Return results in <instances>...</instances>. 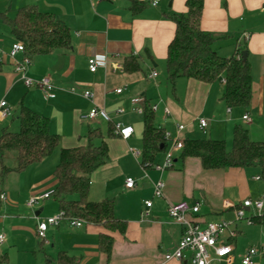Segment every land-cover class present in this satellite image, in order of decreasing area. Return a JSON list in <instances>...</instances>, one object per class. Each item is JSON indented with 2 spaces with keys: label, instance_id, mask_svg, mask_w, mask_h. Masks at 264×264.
I'll return each instance as SVG.
<instances>
[{
  "label": "crops",
  "instance_id": "obj_1",
  "mask_svg": "<svg viewBox=\"0 0 264 264\" xmlns=\"http://www.w3.org/2000/svg\"><path fill=\"white\" fill-rule=\"evenodd\" d=\"M130 1L0 0V15L13 17L18 9L35 5L42 12L54 14L72 34L70 50L36 57L26 73L35 81L50 78L56 88L55 99L45 101L39 88H27L6 55L0 72V102L6 101L11 108L14 105L18 108L23 103L29 110L48 118L50 132L60 137L63 149L85 146L87 127L100 128L104 135L110 124L121 123L134 129L128 140L117 136L106 138L109 162L92 174L89 191V199L93 202L114 200L116 217L127 223L125 235L92 225L76 229L64 221L57 228L50 227L45 238L38 239L37 245L38 223L57 215L60 208L53 198L41 202L35 209L28 208L27 201L55 190L54 170L59 154H54L50 164L45 160L22 172L10 173L16 175L14 189L7 191L6 201L0 200V207L13 216L0 215V226L3 228L6 223L10 239L16 241V248L25 250L24 264H60L62 253L77 264H190L188 258L181 262L164 261L165 254L175 251L183 234L182 227L168 215L169 204L181 201L199 203L200 211L192 218L204 227L209 222L234 220L236 206L264 193V188L254 193L243 169L205 171L198 159H178L180 153L175 154L170 169L160 172L150 168L148 178H145L139 168L140 160L130 152V149L142 150L143 118L131 103L135 98L158 107L156 124L166 131L174 134L175 125L184 124L186 138H191L199 130L197 120L200 118L208 121L206 135L214 136H217L216 131L210 129L219 121L224 125L233 122L240 125L250 108H259L264 118V0H202L201 29L220 38L215 44L219 45L215 48L217 53L225 52L220 56L230 58L236 44L249 52L253 96L248 108L226 106L222 100L223 81L205 84L178 79L174 85L168 82L167 51L175 34V25L168 16L185 14L187 0H160L156 7L150 6L137 13L131 10ZM14 42L0 19V50L7 54ZM130 57L139 60L141 69L138 72L124 71V64ZM89 59H95L99 65L95 73L89 71ZM153 73L157 74L156 78H151ZM85 90L94 93L93 101L82 96ZM117 90L122 93L117 94ZM94 105L104 108L112 122L85 120L84 116ZM166 108L170 111L168 116L165 115ZM118 109H123L124 114L117 115ZM12 110L15 112L14 108ZM213 140L220 139L215 137ZM160 156L164 157V152L155 163ZM130 170L135 173V179L130 176ZM259 176L253 177V181ZM128 178L135 181L133 189L125 187ZM159 180L165 183L164 196L154 198L153 184ZM256 182L264 185L263 180ZM233 187L238 189L242 199L231 201L225 197L226 189ZM146 201H153V206L149 216L142 219L147 211ZM238 227L241 233L234 242L235 251L230 264H242L241 257L246 250L260 246L264 240L263 223L240 224ZM101 234H111L114 238L110 259L99 251ZM213 264L227 263L215 261ZM254 264H264V255L257 256Z\"/></svg>",
  "mask_w": 264,
  "mask_h": 264
},
{
  "label": "trees",
  "instance_id": "obj_2",
  "mask_svg": "<svg viewBox=\"0 0 264 264\" xmlns=\"http://www.w3.org/2000/svg\"><path fill=\"white\" fill-rule=\"evenodd\" d=\"M130 2V8L135 13L150 7L147 2ZM186 8L185 14L168 16L175 25L174 38L168 46L166 58L168 82L174 85L178 79H191L213 84L224 80L222 100L226 106L248 108L253 96V71L248 50L236 44L232 57H221L215 49V44L220 38L201 29L203 1L187 0ZM0 19L9 29L15 42L23 44L24 55L30 60V64L36 57L72 48L70 29L54 14L42 12L35 5L18 9L13 17L1 14ZM2 66L3 61L0 62V72ZM140 69L137 58H127L124 64L125 72L135 73ZM140 107L143 118L140 165L143 166L155 163L157 157L165 151V147L161 149L162 145L165 146V140L164 129L156 124L153 106L144 100ZM17 120L19 131L10 132L3 128L0 136L2 181L10 173L22 172L29 166L52 158L58 152V164L54 170L57 185L52 198L57 201L64 218L79 219L85 225L125 235L127 223L116 217L114 200L93 202L89 199L92 174L109 162L106 138L116 137L114 124L109 125L106 135L100 128L87 127L85 146L63 149L60 147V137L50 132L48 118L34 113L21 103ZM8 152L15 153L14 168L4 165L5 154ZM179 153L178 159H198L205 171L258 168L264 181V140L252 141L248 130L241 125L233 129L231 149L220 140L186 138ZM256 222L264 224V217L256 219ZM113 247L114 238L111 234L99 236V251L107 259H110ZM59 260L60 264H77L73 258L63 253L60 254ZM0 264H9L7 253L0 252Z\"/></svg>",
  "mask_w": 264,
  "mask_h": 264
},
{
  "label": "built area",
  "instance_id": "obj_3",
  "mask_svg": "<svg viewBox=\"0 0 264 264\" xmlns=\"http://www.w3.org/2000/svg\"><path fill=\"white\" fill-rule=\"evenodd\" d=\"M152 7H156L160 0H146ZM24 46L20 42H14L10 51L5 54L0 50V62L3 61L4 56L11 60L14 70L20 74L21 80L27 88H39L45 101H49L56 98V88L48 77L42 78L39 81H35L27 77L28 67L30 60L24 55ZM89 71L95 73L99 68L95 59H89L88 61ZM157 74L153 73L151 78H156ZM223 83L225 81L223 80ZM74 93V89L72 90ZM117 94H121L122 90H117ZM82 96L89 101H93L94 93L90 90H85ZM141 98H135L131 101L134 105L135 112L142 115V108L140 103ZM152 111L157 113L158 107L154 105ZM124 110L118 109L117 115H123ZM165 115H170V111L166 108ZM12 116V111L6 101L0 102V119L6 120ZM85 120L95 121L103 120L111 123V117L104 108L93 106L89 113L84 116ZM199 130L206 134L208 129V121L205 119H198ZM244 123H251V119L245 115L243 117ZM175 133L166 131L164 129L165 151L164 162L162 164H145L141 166L144 177L148 178L147 170L155 167L156 170L164 172L173 166V160L176 153H179L184 147V140L186 139V126L181 123L175 125ZM134 133V129L131 126H123L121 123L114 124V134L122 140H128ZM130 152L136 160H141L142 152L136 149H130ZM256 181H260L261 176L255 178ZM127 189H133L135 187V181L128 178L125 183ZM154 198H163L165 183L159 180L153 184ZM54 190L42 193L37 196L29 198L27 201V207L35 209L37 205L52 198ZM1 201H6L5 194L0 195ZM145 206L147 211L143 213L142 219L149 216V211L153 206V201H146ZM201 205L199 203L191 204L188 201H181L174 204H169L168 215L171 220L180 225L183 229L182 237L177 245V248L172 253H167L164 256V261L169 262L172 260L183 261L186 258L189 259L190 264H213L217 262H225L230 264L233 260V253L235 251L234 241L240 235L239 225L245 224L246 226H252L256 223V219L264 217V193L256 199H246L240 203L239 207L234 208L235 219L231 221L209 222L202 227L199 222H196L192 215L197 214L200 211ZM68 222L71 227L79 229L82 228L85 223L79 219L64 218V213L60 211L57 215L46 218L38 223L37 234L40 239L45 238V233L50 227L57 228L62 222ZM6 241V237L0 235V246ZM264 255V240L260 246H253L246 250L241 257L242 264H254V259L257 256Z\"/></svg>",
  "mask_w": 264,
  "mask_h": 264
},
{
  "label": "rangeland",
  "instance_id": "obj_4",
  "mask_svg": "<svg viewBox=\"0 0 264 264\" xmlns=\"http://www.w3.org/2000/svg\"><path fill=\"white\" fill-rule=\"evenodd\" d=\"M219 44L223 45L224 43H219ZM218 47H219V45L215 46V48H218ZM233 51H234V48H233ZM223 53H225V52H222V54H220V55H222V56L225 55ZM225 58H229V57H225ZM14 106L15 107H13V108H14L15 112L12 110L13 108H11L9 106L11 111H12L13 118H9L8 120L0 119V124L4 123L0 126V136H1V130L3 128L8 129L10 132L19 131V122L17 120V113H18L19 106H18V108H16V105H14ZM13 112H14V115H13ZM247 112H248L247 116L251 119V123L247 124V123H244L243 120H240V125L248 130L249 137L252 141L264 140V118H263V116L260 115L259 108H257V109H251L250 108ZM128 119L129 118H127L125 121H127ZM132 125H135V124L133 123ZM235 125H238V124H234V122H233V123H227L226 125H224L223 122L219 121L218 124L214 125V127L210 129V130H215L217 136H214V134L211 135L210 133L206 135L202 131L198 130L195 134H193L191 136V138L196 139V140H207V139L213 140L215 137H217V139H220L221 141H224L226 143L228 149H231L232 140H233V127ZM210 130H209V132H210ZM207 132H208V129H207ZM46 160H47L48 164H50L53 162L54 159L49 158ZM163 162H164V157L160 156L159 161L156 162L155 165L156 164H162ZM4 165L8 168H14L16 166V160H15V153L14 152H8L5 154ZM135 166L137 167L136 163H135ZM139 168H141V167H139ZM244 174H246L248 185L252 188V190L254 191L255 194L264 188V185L262 182L258 183L256 181H253V177L260 174V171L258 169H252V168L246 169V170H244ZM130 176L133 177V179L136 178L135 173H132L131 170H130ZM14 179H16L15 174H10L3 181H2V178L0 177V192L2 191L1 193L8 195L9 192H7V191L9 189H10V191H13V189H14L13 184L15 183ZM226 191L229 193L226 192L225 197L230 199L231 201H235L237 199H242V198H240V195L238 194V189L236 187H233V189L228 188V189H226ZM0 215H2V216L3 215L13 216V214L4 210V207H0ZM1 234L5 235L6 239L8 238L7 243L5 245H3L2 247H0V250L3 253H7L8 258H9V264L10 263L11 264H24L25 260H23V262H22V259L25 256V254H24L25 250H22L21 248L20 249L16 248V241L13 240L14 238H12V240L10 239L11 236L9 234V226H7L6 223H5L3 228H2V226H0V235ZM38 239H40V238H37V241H36L37 245L39 244ZM27 251H29V250H27Z\"/></svg>",
  "mask_w": 264,
  "mask_h": 264
},
{
  "label": "water",
  "instance_id": "obj_5",
  "mask_svg": "<svg viewBox=\"0 0 264 264\" xmlns=\"http://www.w3.org/2000/svg\"><path fill=\"white\" fill-rule=\"evenodd\" d=\"M244 57H246V52L243 53ZM164 148V145L161 146V149Z\"/></svg>",
  "mask_w": 264,
  "mask_h": 264
}]
</instances>
